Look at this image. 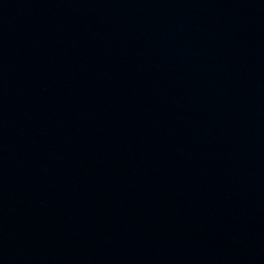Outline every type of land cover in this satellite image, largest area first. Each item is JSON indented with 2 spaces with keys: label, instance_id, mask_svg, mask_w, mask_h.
<instances>
[{
  "label": "water",
  "instance_id": "95a60500",
  "mask_svg": "<svg viewBox=\"0 0 264 264\" xmlns=\"http://www.w3.org/2000/svg\"><path fill=\"white\" fill-rule=\"evenodd\" d=\"M0 264H264V0H0Z\"/></svg>",
  "mask_w": 264,
  "mask_h": 264
}]
</instances>
